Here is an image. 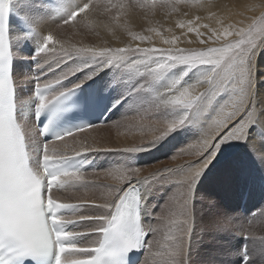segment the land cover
Returning a JSON list of instances; mask_svg holds the SVG:
<instances>
[{
  "label": "snow or ice",
  "instance_id": "obj_1",
  "mask_svg": "<svg viewBox=\"0 0 264 264\" xmlns=\"http://www.w3.org/2000/svg\"><path fill=\"white\" fill-rule=\"evenodd\" d=\"M189 2L0 0V264H132L133 253H147L145 264H198L193 236L201 178L216 169L218 180L246 184L247 160L255 157L264 164V66L258 63L264 54V4L246 6V11L260 9L247 23L224 24L217 18L219 26L211 27L198 24L197 16L176 22L186 29L181 35L166 29L170 37L148 27L166 47L131 42L100 47L62 38L64 26L103 27L152 45L151 35L131 30L128 14L137 8L154 13L158 6L175 12ZM195 5L213 6L212 0H195ZM12 13L19 21L15 30L8 23ZM213 17L216 13L209 11L208 19ZM49 23L59 35L44 31ZM185 41L204 47H181ZM25 44L33 48L27 58L18 56ZM18 59L31 62V75L19 85L14 75ZM103 72L110 74L107 87L118 92L112 108L126 105L124 120L134 114L159 130L148 145L108 149L81 141L77 134L97 123L54 130L61 114L84 107L78 91ZM78 74L81 78L73 80ZM27 82L31 92L21 96ZM184 130L198 137L191 153L198 159L176 170V180L166 175L175 174L173 169L142 176L136 154ZM232 144L245 146L247 152L226 153ZM110 151L125 158L104 172L114 183L97 185L85 176L87 154ZM89 187L106 189L102 202H65L54 195V190ZM85 208L92 214L75 215ZM77 226L83 230H70ZM211 229L209 235L226 234L240 241L236 264H264V235L251 230V221L218 215Z\"/></svg>",
  "mask_w": 264,
  "mask_h": 264
},
{
  "label": "rangeland",
  "instance_id": "obj_2",
  "mask_svg": "<svg viewBox=\"0 0 264 264\" xmlns=\"http://www.w3.org/2000/svg\"><path fill=\"white\" fill-rule=\"evenodd\" d=\"M50 26H53V28ZM54 26L56 27V25L52 23L47 24V27L53 29V31L57 35H59L60 31L54 28ZM80 29L84 30V28H80ZM71 31H74V29L70 28L69 26H64L62 38H66L67 36V38L69 39L70 37H72V35L70 34ZM69 40L72 42L71 38ZM200 47H204V46L201 45L196 48H200ZM21 51H23L24 53L21 52L18 54V56L24 58H27V56H31L33 53V49H29L28 52L25 49H21ZM258 63L264 66V54H262ZM17 64H19L17 65V68H20L22 72L21 75L19 76L24 77L21 81H24L26 76L31 75V73L29 72L31 64L29 63V61L21 63L20 60H17ZM23 64L27 65L25 66L26 67L25 69ZM81 76L82 74H78L76 77L73 78V80H75L76 78L79 79L81 78ZM103 76L107 77V79L103 78V80L106 84H108V81L110 79V74L108 72H103L100 74V77L102 78ZM100 77L98 76L99 79ZM28 83L30 82H27V84ZM22 94L26 96L30 94V92L27 91L26 93H22ZM126 107H127L126 105L124 107L119 106L117 113L113 118H111V120H109L107 123H104L103 125H98L97 127L98 128L105 127L104 129L105 133L106 132L108 133L109 132L108 130L111 129L114 126L115 122L117 121H120L121 124L122 123L125 124L126 122L128 123L129 121L130 122L137 121L138 124L139 122H142L145 125H147V127L144 125L142 128L139 129L140 126L135 125L138 127V128L136 127L137 128L136 131L131 130L129 127L127 130H125V133L127 134L129 131L130 134H127L126 135L127 137L131 136L132 134L134 135L143 134L142 136L147 137L145 138V140L143 139L144 141L142 140L140 141V143L136 142L132 146L143 147L148 145L151 142L153 136L159 135V130H153L152 123L150 120L140 121L139 117L133 118L134 114H130L129 119L124 120L123 113ZM131 131L134 133H131ZM87 134L89 135L90 133H85V135L82 134L79 135L78 137L81 141H83L84 139H86V136H88ZM197 138L198 137L196 136V133L192 130H184L175 133H170L165 139V141L159 142V146L154 145L150 150L136 154L135 160L137 161L134 162L141 167L142 176H149V174L161 172L164 171L165 169H173L175 174L170 173L166 175H169L170 178L173 180L179 179L180 174L176 170L198 159V157H196L194 154H191L192 145L196 142ZM113 139H114L113 142L119 143L115 136L113 137ZM73 146L75 147L76 145ZM114 146L115 147H111V146L105 147L103 145L98 144L97 147L108 148V149H122L126 146L129 147L128 145L124 147L122 146L120 147L119 145L117 146L114 145ZM224 151L229 154L243 156L247 152V149L243 145L232 144L226 146ZM91 156L97 157L99 161L102 163V166L100 169L96 171L85 172V176L87 177V179L90 181H94L97 185L114 183L113 181L105 178L104 172L107 169H109L111 166L114 167L118 163L123 162L125 158V154L119 151H110V152L92 153ZM102 157H104L103 158L104 162L101 161ZM245 166L249 174V179L246 184L243 180L230 181V182L220 181L217 179V170L213 169L209 172H206V174L201 178V181L197 186L198 189L197 197H196L197 232L193 236V241H194V246L198 251V255H194V259L198 261V264H236L238 257L234 253L240 247V241L235 237L226 234L209 235V233L212 231L211 221L214 217L218 215L235 217L241 223L245 221H251V230L258 236L264 235V178H262V176L264 175L259 171V168L255 161V157L248 159ZM256 180H260V182L256 183L255 182ZM244 187L245 188L248 187L249 189V195L247 200V207H249V210L245 213H242L238 211L239 209H237L236 205L239 201V196H241V190L244 189ZM80 191H82L83 193L82 192L80 193ZM105 191L106 189L103 187H89L87 189H79V190L69 189L66 191L65 190L54 191V195L61 200L79 201L83 199V197L85 199L87 194V200H89L88 199L89 197L90 200H96L97 203H100L102 202V194ZM84 192L86 194H84ZM243 193L244 190L242 191V194ZM156 199L157 200L159 199V195L156 196ZM256 205L262 208L260 213L259 212L256 213L253 216V219H248L250 217L248 214L252 213L253 210L259 208L256 207ZM88 209L89 208H85L83 209V211L82 210L79 211L77 215L92 214L93 210L91 209L88 210ZM242 214L245 215L243 216ZM144 255L145 256H143V259L141 260V264H145L147 253H145Z\"/></svg>",
  "mask_w": 264,
  "mask_h": 264
},
{
  "label": "bare ground",
  "instance_id": "obj_3",
  "mask_svg": "<svg viewBox=\"0 0 264 264\" xmlns=\"http://www.w3.org/2000/svg\"><path fill=\"white\" fill-rule=\"evenodd\" d=\"M137 2L138 3H151V0H140V1L137 0ZM160 2H161V0H157L158 5L160 4ZM173 2H174V0H173ZM252 4H264V0H212L213 6L210 9L197 7L195 5V0H190V2L188 4H184V3L180 4L179 10L175 11V12L171 11L170 8H161L159 6L155 9L154 13L152 11L146 12V10H142V9L137 8L133 12H130L128 14V16L126 17V22L132 31L141 32L145 35H151L152 36V45H149L147 42L139 43L138 41H132L131 37H129L126 34V32H123V31L117 30L115 35H113L111 32H109L107 29H105L103 27L94 28L92 30H88V29L74 30V31L70 32V34L72 35V37H70V38H71L73 43L91 44V45H96V46H100V47H103V46H110V47H114V48L115 47H123L126 43H129V42H131L133 44V46H136L137 44H139L140 47H149V46H153V45L156 47H166V45H163L161 43L159 37H157L154 33H148L146 31V29L148 27H157L162 31L164 36L170 37L172 35V33L167 32L166 29L171 28L173 30V33H175L176 35H181V32L186 31V29L181 30L180 28H178L176 26V22L178 20H184V21L195 20V18L197 16L200 17V20L197 21L198 24H209L211 27H218L219 26L217 24V18L221 19L224 24H227L230 22L235 23V22L241 21V20H243L244 23H247V17L258 15L260 12V9H256L255 11H251V10L246 11L245 10L247 5H252ZM209 11L215 12L216 17H213L212 19H208ZM241 12L243 13V15H237L236 14V13H241ZM13 16L17 17L15 13H13ZM124 20H125V18H122V22H124ZM18 25H19L18 19H14L13 30H15L18 27ZM50 27L53 28V26H50ZM54 28H56V27L54 26ZM48 30L53 31V29H51V28L47 27V25H45L44 31L46 32ZM201 31H206V30L201 29ZM97 32L99 33V35L95 34ZM66 38H67V36H66ZM189 38L193 41H195V39H196L194 34H189ZM29 46H30V44H25L22 49H25L28 52L29 49H32V48H29ZM180 46L185 47V48H196V47H199L201 45L198 43H195V42L194 43H188L185 41ZM22 53H24V52L22 51ZM17 65H19V64H17ZM23 66L25 69L26 68L25 66H27V65L23 64ZM15 76H16V78L17 77L20 78V80H19V78H17L18 79L17 82L19 85L20 81L24 77L23 76L20 77L16 70H15ZM21 96H24V95L21 93ZM126 124H128V125H126ZM135 125L140 126L139 127V129H140L145 124L142 122H139V124H138L137 121H134V122L129 121L128 123L126 122L125 124L122 123L121 126H119V127L113 126L114 128L112 127L111 129H109L108 133L107 132L105 133V130H104L105 127L104 128L95 127L93 129H89L85 132H80L77 134V136L82 135V134L85 135V133H90L89 135L87 134L88 136H86V139H84L83 141L86 140L89 144L94 145L96 147L98 146V144L103 145L105 147H110V146L115 147L114 145H116V146L119 145L120 147L121 146L124 147V146L128 145L130 147V146L134 145V143H136V142L140 143V141H142L143 139L145 140V138H147V137L142 136L143 134L142 135L132 134L131 136H128L129 138L126 136L127 134H130L129 131L127 134L125 133V130H127L129 127L131 130H135V131L137 130L138 127ZM133 126H135V127H133ZM145 126L147 127V125H145ZM140 131H142V130H140ZM131 133H134V132L131 131ZM114 136L117 138L119 143L113 142ZM131 138H134V139H131ZM68 139H69V142L71 143L72 138H68ZM253 143H255V144H257V146H259L258 140L254 141ZM255 161H256V164L259 168V171L264 175V164H262L256 158H255ZM262 178H264V176H262ZM105 182H106V180H105ZM81 192L82 191H80V193ZM84 194H86V193L84 192ZM78 197H79V195H78ZM80 197H81V195H80ZM83 199H84V197H83ZM85 199H87V194H86ZM88 199L90 200L89 197H88ZM62 201L79 202L80 200L79 201H77V200H73V201L62 200ZM78 212L76 213V215L78 214ZM144 254H143V256H145ZM143 256H142L141 260L143 259ZM139 264H141V261L139 262Z\"/></svg>",
  "mask_w": 264,
  "mask_h": 264
}]
</instances>
